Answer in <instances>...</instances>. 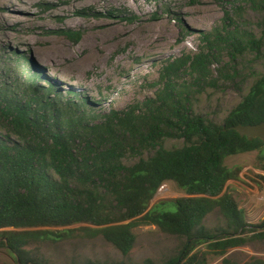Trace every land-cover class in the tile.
<instances>
[{"label":"trees","instance_id":"1","mask_svg":"<svg viewBox=\"0 0 264 264\" xmlns=\"http://www.w3.org/2000/svg\"><path fill=\"white\" fill-rule=\"evenodd\" d=\"M244 1L263 15L264 26V0ZM133 16L123 17L133 22L138 19ZM62 33L74 42L83 35ZM205 33L198 53L163 61L154 97L124 108L100 110L79 92L39 84L30 66L24 82L0 81V239L16 264H45L26 246L74 232L100 236L127 258L112 264H137L130 254L139 226L154 225L182 240L175 256L141 264H209L210 253L223 256L248 243L240 235L246 232L243 212L226 191L240 168L229 167L226 159L251 151L264 158L262 139L250 140L234 129L264 121V73L222 123L192 109V87L180 75H190L195 84L209 78L221 45L233 59L245 53L259 59L264 35L227 26ZM172 139L181 145L167 146ZM167 181L188 196L150 207ZM216 211L225 226L211 230L205 221ZM80 223L86 225L70 228ZM203 244L208 250L199 248ZM223 264L232 263L225 258Z\"/></svg>","mask_w":264,"mask_h":264},{"label":"rangeland","instance_id":"2","mask_svg":"<svg viewBox=\"0 0 264 264\" xmlns=\"http://www.w3.org/2000/svg\"><path fill=\"white\" fill-rule=\"evenodd\" d=\"M134 14L138 19L133 22L123 17ZM262 18L250 2L241 0H0V81L2 85L16 78L24 82L30 66L39 84L57 85L62 92H79L100 110L124 108L154 97L158 86L153 84L160 78L163 61L198 53L205 32L224 31L227 26L261 37ZM63 30H80L83 35L74 42ZM262 51L259 59L253 53L233 59L231 51L221 45L210 65L209 78L195 84L190 75L181 74L180 80L192 87V109L222 123L257 76L264 73V46ZM22 57L28 65L19 61ZM181 143L172 139L167 146ZM226 163L240 168L239 178L230 180L226 191L243 212L246 232L240 235L248 243L229 249L223 256L210 253L209 264H223L225 258L232 264H263L264 158L258 151H251L232 155ZM186 196L175 182L167 181L150 207ZM205 224L211 230L225 226L217 211L207 217ZM134 232L137 241L130 254L133 263L141 264L146 259L162 263L182 247V240L154 225L135 227ZM54 238L56 241L33 242L26 249L33 250L45 264H82L88 259L111 264L127 261L100 236L74 232ZM206 245L199 248L208 250ZM0 264H16L14 253L2 239Z\"/></svg>","mask_w":264,"mask_h":264},{"label":"water","instance_id":"3","mask_svg":"<svg viewBox=\"0 0 264 264\" xmlns=\"http://www.w3.org/2000/svg\"><path fill=\"white\" fill-rule=\"evenodd\" d=\"M234 129L250 140L260 138L264 141V121L256 124H238Z\"/></svg>","mask_w":264,"mask_h":264}]
</instances>
